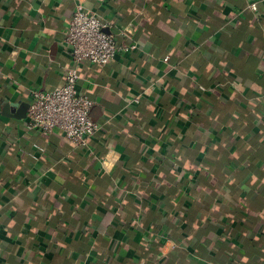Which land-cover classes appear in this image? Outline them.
I'll use <instances>...</instances> for the list:
<instances>
[{
  "label": "crops",
  "instance_id": "1",
  "mask_svg": "<svg viewBox=\"0 0 264 264\" xmlns=\"http://www.w3.org/2000/svg\"><path fill=\"white\" fill-rule=\"evenodd\" d=\"M79 1L137 45L80 64L86 147L4 114ZM0 264H264V0H0Z\"/></svg>",
  "mask_w": 264,
  "mask_h": 264
},
{
  "label": "built area",
  "instance_id": "2",
  "mask_svg": "<svg viewBox=\"0 0 264 264\" xmlns=\"http://www.w3.org/2000/svg\"><path fill=\"white\" fill-rule=\"evenodd\" d=\"M251 7L257 9V3L252 2ZM112 26V21L88 11L82 2L76 4L64 37V45L74 66L67 69L64 84L51 90H32V101L27 111L29 130L44 134L60 132L79 147L88 146L90 138L100 131L101 125L90 115L95 101L78 89L79 68L84 61L106 65L121 52L136 48V43L118 42L111 31ZM128 31L122 30L121 34L126 36ZM36 147L44 150L40 145L36 144Z\"/></svg>",
  "mask_w": 264,
  "mask_h": 264
},
{
  "label": "water",
  "instance_id": "3",
  "mask_svg": "<svg viewBox=\"0 0 264 264\" xmlns=\"http://www.w3.org/2000/svg\"><path fill=\"white\" fill-rule=\"evenodd\" d=\"M29 105L30 103H23L21 105L9 103V105H6L4 108V114L17 118H23L27 115Z\"/></svg>",
  "mask_w": 264,
  "mask_h": 264
}]
</instances>
